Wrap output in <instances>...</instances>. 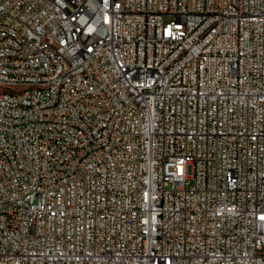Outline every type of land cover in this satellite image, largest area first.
Wrapping results in <instances>:
<instances>
[{"label":"built area","instance_id":"built-area-1","mask_svg":"<svg viewBox=\"0 0 264 264\" xmlns=\"http://www.w3.org/2000/svg\"><path fill=\"white\" fill-rule=\"evenodd\" d=\"M0 264H264V0H0Z\"/></svg>","mask_w":264,"mask_h":264},{"label":"rangeland","instance_id":"rangeland-1","mask_svg":"<svg viewBox=\"0 0 264 264\" xmlns=\"http://www.w3.org/2000/svg\"><path fill=\"white\" fill-rule=\"evenodd\" d=\"M2 90H5V87H3Z\"/></svg>","mask_w":264,"mask_h":264}]
</instances>
